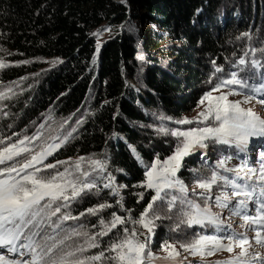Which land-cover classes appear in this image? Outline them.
<instances>
[{
  "label": "trees",
  "instance_id": "1",
  "mask_svg": "<svg viewBox=\"0 0 264 264\" xmlns=\"http://www.w3.org/2000/svg\"><path fill=\"white\" fill-rule=\"evenodd\" d=\"M103 25L124 27L104 43L97 63L92 64L96 51L93 33ZM253 48L257 49L254 56ZM262 48L264 0H0V51L13 63L1 69L0 81L17 85L19 91L26 89L11 102L17 104L15 111L23 118L22 124L55 117L52 130L62 135L69 132L67 128L62 133V124L80 113L84 118L78 129L68 134L54 158L87 156L106 163L107 172H94L89 178L97 188L62 211L77 216L100 204L111 207L97 216L69 220L64 228L82 224V231L94 235L103 230L99 220L110 221L113 212L129 221L98 237L101 247L84 255L106 248L123 234L124 227L132 229L131 221L139 219L151 201L150 192L140 198L146 165L175 151L170 134L163 140L154 134L159 119L181 118L209 86L240 71L239 58H255L264 64ZM45 60L56 65L43 69ZM217 67L223 71L216 72ZM255 72L249 84L261 77L264 68ZM52 130L51 135L55 134ZM220 148L227 157L238 150L236 145ZM215 154L211 160L208 156L209 161L199 160L210 171L202 173L208 178L215 171L232 179L219 166L218 151ZM196 155L192 160L199 164ZM109 176L116 188L103 187ZM113 188L118 195H113ZM188 199L194 201L190 195ZM178 206L179 201L175 208ZM133 225L145 233L141 225ZM208 228L193 227L189 233L198 237ZM183 231L171 239L166 228H159L155 249L162 241L187 238ZM83 242V237H74L68 244Z\"/></svg>",
  "mask_w": 264,
  "mask_h": 264
},
{
  "label": "snow or ice",
  "instance_id": "2",
  "mask_svg": "<svg viewBox=\"0 0 264 264\" xmlns=\"http://www.w3.org/2000/svg\"><path fill=\"white\" fill-rule=\"evenodd\" d=\"M243 36L251 39L249 33H244ZM256 51L255 48L251 49L253 56ZM259 51L264 53V48ZM247 56L246 52L245 57ZM7 66L0 62V69ZM238 66L240 71L231 72L230 78L215 84L200 101L201 105L206 103L205 110L199 114L200 117L205 120L212 117L219 122L218 126L171 132L165 128L159 129L163 134L176 137L177 145L173 155L167 159L161 161L157 158L150 165H146V179L140 187L154 190L155 195L151 197V201L139 219L132 220L131 223L141 225L147 230V234L140 233L135 228L124 227L123 234H118L119 238L113 240L97 254L84 255L89 249L101 247L98 237L109 235L113 229H117L118 225H125L129 221L113 212L110 221L106 222L103 218L99 220L104 226L103 230L91 235L87 231H82L84 227L82 224L78 228L69 229H65L64 224L69 220H79L85 215L97 216L111 207L110 204L88 208L77 216L62 209H69L72 201L83 198L97 188L94 179L89 178L92 172L105 171L106 163L99 159H90L88 163L92 172L82 171L81 165L84 158L81 157L74 164L75 170L80 173L79 176L73 178L68 168H65L63 172L56 171L41 175L44 171L56 169L58 165L67 163L57 161L54 164L37 167L60 145H48L39 151L28 147L32 140L40 139L39 134L34 137L25 135L10 143L0 139V145H2L0 146V165H4L0 168V264H154V261L158 260H163L167 264H177L180 251L176 244L163 245V251L167 253L164 257L154 255L149 249L150 238L154 234V221L162 219L154 209L157 201L162 204L166 202L169 211L179 201L181 207L178 213L186 217L182 222L190 227L224 224L220 215L213 213L207 204V200L213 199L212 196L205 197L203 207L188 199V190L184 182L177 177V173L184 165L185 157L198 148L208 147L205 143L208 140L225 145L235 143L243 150L250 137H264V118L250 108H243L241 101L228 99L229 95L240 94L231 86L264 94V83L257 85L248 82L255 78V70L264 68V64L255 58L247 60L241 57L238 60ZM215 71L222 72L223 69L217 67ZM240 72L244 75H240ZM261 80L264 81V72L261 73ZM225 88L229 91H222ZM8 91L10 92L11 89ZM213 93L219 94L213 95ZM10 98L6 92L0 91V100ZM252 99V96L245 95L243 103H248ZM260 103L264 104V100ZM178 123L186 124L192 121L182 120ZM7 139L10 141L11 137ZM21 157H23L22 160L18 159ZM219 166L224 168V162L221 161ZM225 170L235 173V176L229 179L213 171L209 178L197 182V187L204 190L199 195L204 196L205 193H210L213 185L222 181L223 185L229 187L231 191H223L216 195L214 198L216 205L228 209L230 216L240 217L243 220L241 227L255 226L254 244L264 248V163H261L259 169L241 166ZM108 179L109 183L104 184V188L113 186L112 178L109 176ZM172 190L179 195L171 194ZM118 194V190L113 188V195ZM140 198H144L142 193ZM249 203L256 205L257 215L252 216L247 213ZM150 213L151 218H149ZM226 227L230 229L231 225L228 224ZM74 237H83V244L76 243L75 246L68 244V241H72ZM225 240L227 243L224 242ZM179 248L192 256L199 255L202 258L221 251L233 253L235 248H239L240 251L236 255L218 264H264V255L255 251L253 241H250L244 233L230 232L224 238L215 235H199L188 243H181ZM9 253L12 255H7ZM25 256L29 258L25 259Z\"/></svg>",
  "mask_w": 264,
  "mask_h": 264
},
{
  "label": "rangeland",
  "instance_id": "3",
  "mask_svg": "<svg viewBox=\"0 0 264 264\" xmlns=\"http://www.w3.org/2000/svg\"><path fill=\"white\" fill-rule=\"evenodd\" d=\"M123 27L124 26L112 27L109 25H103L102 27L95 30V32L93 33V37H94V41L96 43V51H95V55H94V59H93L92 64L97 63L104 43L106 41H108L109 39L117 36V34L123 29ZM6 58L7 57L3 56V53L0 51V62L7 64L8 65L7 67H9L13 63L9 62ZM42 63L44 64L43 69H49V68L56 65L55 62H52L49 60L42 61ZM5 68H2V70ZM0 71H1V69H0ZM261 83H264V81L261 80V77H258L250 84L259 85ZM128 85H130L132 88H137L134 84H131L130 82H128ZM16 87H18V86L14 85V84H7V83L0 81V91L6 92L11 97L10 99H7V100H0V139H4L6 142L10 143V142H15L16 140L23 138L25 135H27L29 137H34V136L39 134L40 139L32 140L28 144V147H30L36 151H39L41 148H46L48 145H60L59 148H57L56 150L53 151V154L51 156L47 157V159H45L41 165H37V167H43V165H47L49 163L54 164L57 161H65L67 163L58 165L56 169H49L47 171H44L41 173V175H48L49 173L56 172V171L63 172L65 170V168H68L69 172L72 173L73 178L76 176H79L80 173L75 170L74 164L81 157L84 158V161L81 165V170L92 172V169L89 166L88 161L90 159H94V158L87 157V156L74 157V158H68V159H58V158L56 159V158H54L57 151L64 144L65 138L68 137L69 133L74 132L73 129H75V130L78 129L77 127L79 126V124L81 123V121L83 120L84 117L79 113L74 118H72L71 121L67 120L65 123H63L61 126L62 127V133H63V130L67 131V128L69 129L68 130L69 132L62 134V135L60 133L58 134L55 130H52V123L55 122V117H49L46 119V121H40L38 123H33V124H29V125L26 122L22 124L23 118L21 117V115L16 114V111H15V107L17 104L15 102L11 104V102H13L14 99H16L20 93H25L26 89L22 88L19 91V89ZM231 87L235 88L237 93H240V94L229 95L228 99L230 101H241V106L243 108H246V109L250 108L258 116H260L261 118H264V104L260 103L261 100H264V97H259L260 95H264V94L252 92L249 89H240L238 86H231ZM212 88H213L212 86L211 87L209 86L208 91L206 93L211 91ZM9 89H11L10 92L8 91ZM222 91L228 92L229 89L225 88V89H222ZM218 94L219 93H213V95H218ZM204 95L202 96V98L204 97ZM245 95L252 96L253 99L248 103H243ZM201 99L197 102V105L195 107H193L190 111L185 113L179 119H175V118H171V117H164V118L162 117V119H159L161 123L158 124V126H156L153 129V131L155 132L154 134L157 136V138L160 140H163V138H168V137H164V136H168V135L163 134L159 131L160 128H165V126H166L165 129H167L169 132H171L173 130L189 131L192 129H200V128H204V127L218 126L219 122L215 121L214 118L209 117V119L205 120L202 117H200L199 114L201 112H203L205 110V107H206V103H205V105L200 104ZM5 113H6V115H5ZM182 120H190V121H192V123H186V124L185 123H178L179 121H182ZM161 124H162V127H159ZM41 126H43V127H41ZM168 126H171L174 129L171 130V129H169ZM24 129H25V131H24ZM54 129H56V128H54ZM51 130L55 131V134L51 135L50 134ZM8 137H11L10 141L7 139ZM115 139L117 141H119L118 138H115ZM263 140H264V137H261V136L250 137L248 144L244 147V149L242 150V153L234 152V155L232 157L225 156V152H223L225 150L222 149L223 147L220 148V146H233V145L235 146L236 145L235 143H230V144L225 145V144L215 143L212 140L205 141V143L208 145V147L203 148V149L198 148L191 155L185 157L184 165H183V167H181L180 171L177 173V177L184 182V184L188 190V195H190L194 199V201L199 203L202 207L205 204V197L206 196H212L213 197V199L207 200V204L211 208V211L215 214H219L220 218L224 221V224L220 225V226L211 225L213 228H208L207 227L208 224H205V226H202V227L208 228V231L206 230V232H204L203 235H215L217 237L224 238L230 232L244 233L247 235V237L250 241H253L255 251L260 252L262 255H264V248H261L259 245H255L254 240H253V238L255 236V230H254L255 226H253V228L241 227V225L243 224V220L240 217L230 216L228 209L221 208V207L217 206L215 203L214 198L216 195H219L223 191L230 192L231 189L229 187H225L223 185V182L219 181L217 185H213L212 191L210 193H205L204 196H201L199 194L204 192V190L197 187V182L201 179H207V176L202 172L206 171L207 174H210L209 168L207 166H205V164L203 162L199 163V160L202 158L207 159L208 156H209L208 159H210V160L213 157H217V155L215 154L216 151H218L219 161L224 162V168L225 169L239 168L241 166L253 167L255 169H259L261 163H264V153L260 150L255 149V148L252 149L253 148L252 146H255V145L259 146L260 142ZM170 141L173 142V144H171V145H173V147L176 148L177 138L172 136V140L170 139ZM0 146H2V145H0ZM236 147H238V146L236 145ZM239 148H241V147H239ZM219 150H221V151H219ZM227 151H228V149H227ZM222 152H223V155L221 154ZM208 153H209V155H208ZM194 155H196L198 163L200 165L193 163L192 156H194ZM212 155H213V157H212ZM157 158H159V157H157ZM167 158H165V159H167ZM18 159L22 160L23 157L18 158ZM165 159H160V160L163 161ZM99 160H101V159H99ZM8 163L11 164L12 162H8ZM2 167H4V165H0V168H2ZM225 169H224L225 172L231 174V176H235V173L226 171ZM145 172H146V170H145ZM145 172H144V178L146 179ZM93 174H94V172H92V175ZM81 178H83V177H81ZM208 178H209V176H208ZM113 181L114 180L112 179V182ZM113 186L115 187L114 182H113ZM139 189L142 190L143 195H146L147 192H150L151 196L155 195L154 190L146 189V188H143L140 186H139ZM171 193H175L176 195L179 194V193L175 192L174 190H172ZM242 198L243 197H241V199ZM233 203H235V201ZM180 207L181 206H178L176 208L174 207V208H172L171 211H169L166 202L162 204L160 201H157L156 205H154V209H155L156 214L160 215L162 217V219H158V220L154 221V224H155V227L153 230L154 234L151 235L149 248L153 247L155 249L156 246L158 245V244H155L156 242H159V240H155V236H156L155 234L158 231V229L162 228V227L166 228V232L169 234V237L171 239L176 238L178 235L177 233L181 232V230H184L183 236L185 234L188 236L187 238H184L181 236V239L178 242H168L167 240L162 241L161 243H159V244H161L159 249L151 250L154 253V255H156L158 257L166 256L167 253L163 251V245L165 243H170V244H176L178 250L180 251V256L177 257V264H218V262L225 261V260L229 259L230 257L236 255L240 251L239 248H235L233 253L221 251V252H216L215 254H213L211 256H205L202 258L199 255L192 256L189 252H186L182 248H179V245L181 243H188V242L194 240L195 238H197V237H194L191 233H189V231H190L189 229H191L193 227L200 226V225H193L190 227L186 223H183L182 221L185 220L186 218H183L182 214L178 213V209ZM247 213L249 215H252V216L257 215L256 205L249 203ZM167 217H171V218L169 219ZM149 218H151V213L149 214ZM228 224L231 225L230 229L226 227V225H228ZM131 225H132V228H134V225L133 224H131ZM144 231L147 234V230L144 229ZM224 242L227 243V240H225ZM9 256H11V255H9ZM26 259H28V258H26ZM154 264H167V262H165L163 260H158Z\"/></svg>",
  "mask_w": 264,
  "mask_h": 264
}]
</instances>
